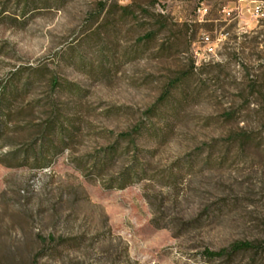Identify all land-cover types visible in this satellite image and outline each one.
Masks as SVG:
<instances>
[{
    "label": "rangeland",
    "instance_id": "1",
    "mask_svg": "<svg viewBox=\"0 0 264 264\" xmlns=\"http://www.w3.org/2000/svg\"><path fill=\"white\" fill-rule=\"evenodd\" d=\"M247 1L0 0V88L24 89L0 132V264L264 247V0L257 18Z\"/></svg>",
    "mask_w": 264,
    "mask_h": 264
},
{
    "label": "trees",
    "instance_id": "2",
    "mask_svg": "<svg viewBox=\"0 0 264 264\" xmlns=\"http://www.w3.org/2000/svg\"><path fill=\"white\" fill-rule=\"evenodd\" d=\"M150 34H145V37L149 36ZM56 81H53L55 83ZM56 84V83H55ZM27 85V81L25 82L24 88ZM24 91V89H22ZM22 91H19L16 89L15 85L12 82H7L5 85H3L0 88V132L3 130V127L6 126L7 121L10 119V115L12 112L11 104L13 100H15L19 95H21ZM148 113H153V108H150L148 110ZM147 113V114H148ZM47 127H50V129H54L56 125L54 122L52 124L47 125ZM46 129V127L44 128ZM142 129V126L137 127L134 129V133H139ZM64 131V130H63ZM61 132L62 137H64V132ZM67 131V130H65ZM46 134V133H45ZM49 134V132H48ZM124 138H127V136H121ZM43 140L48 139L46 135H42ZM44 149H47L46 146L40 145V150L43 151ZM28 150H24V154L27 153ZM114 149H110L109 152L106 153L105 157H111L113 154ZM32 153H34L32 151ZM19 155L16 151L12 152V158L18 159ZM27 155V154H26ZM103 159V158H102ZM23 161V160H22ZM102 161V160H101ZM15 165H21V164H15ZM13 165V166H15ZM101 165V164H100ZM125 179V178H124ZM125 181V180H124ZM126 184H122L120 187H124ZM260 251H263L260 252ZM249 253L252 255L249 263H252L255 261V257L258 255L260 256V253L264 254V247L262 243L259 241H236L232 244H230L226 248H221L219 250H210L208 248L204 249L201 255L204 259H207L209 261H219L221 264H231L234 261V258L238 256L239 254H246ZM248 263V264H249Z\"/></svg>",
    "mask_w": 264,
    "mask_h": 264
},
{
    "label": "built area",
    "instance_id": "3",
    "mask_svg": "<svg viewBox=\"0 0 264 264\" xmlns=\"http://www.w3.org/2000/svg\"><path fill=\"white\" fill-rule=\"evenodd\" d=\"M247 3H248V7L246 8L247 13L253 18L260 17L262 14L263 2L260 0H248ZM223 13L226 16H229L231 11L224 9ZM199 42L205 54L209 55L210 53L213 52L214 45L208 34L202 33Z\"/></svg>",
    "mask_w": 264,
    "mask_h": 264
}]
</instances>
